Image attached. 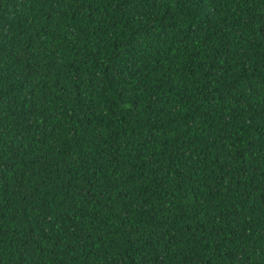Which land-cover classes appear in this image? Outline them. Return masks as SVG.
<instances>
[{
    "label": "trees",
    "instance_id": "1",
    "mask_svg": "<svg viewBox=\"0 0 264 264\" xmlns=\"http://www.w3.org/2000/svg\"><path fill=\"white\" fill-rule=\"evenodd\" d=\"M0 264H264V0H0Z\"/></svg>",
    "mask_w": 264,
    "mask_h": 264
}]
</instances>
